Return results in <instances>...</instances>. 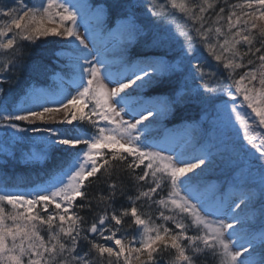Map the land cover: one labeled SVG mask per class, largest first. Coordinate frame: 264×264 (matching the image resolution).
<instances>
[{
    "label": "snow or ice",
    "instance_id": "1",
    "mask_svg": "<svg viewBox=\"0 0 264 264\" xmlns=\"http://www.w3.org/2000/svg\"><path fill=\"white\" fill-rule=\"evenodd\" d=\"M110 7L117 11L110 38L140 39L159 53L143 66H125L119 76L109 49L98 47L106 45L103 8L77 0H0V17L8 18L0 22L4 72L16 67L25 42L67 41V51L57 53L66 63L52 76L54 88H29L11 110L7 95L0 101V135L32 144L27 160L62 154L43 176L0 173V264H160L166 253L167 264H264V0H149L152 27L138 23L135 4L114 0ZM157 22L162 36L153 32ZM205 52L223 78L204 66ZM162 76H175L172 93L154 108L131 107L133 94ZM8 80L0 73V85ZM192 102L210 126L205 134L219 129L224 137L218 152L230 170L227 191L201 187L203 166L211 167L216 153L194 147L186 156L183 147L166 148L151 138L152 121L144 123ZM75 121L94 131L43 126ZM234 127L246 144H229ZM125 177L135 195L117 211L113 203L126 195ZM94 210L89 222L83 213ZM125 217L136 231L118 236Z\"/></svg>",
    "mask_w": 264,
    "mask_h": 264
},
{
    "label": "trees",
    "instance_id": "2",
    "mask_svg": "<svg viewBox=\"0 0 264 264\" xmlns=\"http://www.w3.org/2000/svg\"><path fill=\"white\" fill-rule=\"evenodd\" d=\"M88 1L94 9L103 8L105 10L106 24L103 25V30H109V28H115L117 26V11L110 7L114 3V0ZM3 2L11 3V0H3ZM123 2L132 3V1L130 2L129 0H123ZM132 4L137 5L135 11L138 17V23L148 24L149 27H152V22H155L156 18L150 17L148 7L138 0L137 3L134 2ZM7 19V17H0V22L6 21ZM93 24L98 25L97 23ZM153 32L161 36L164 34L161 25L158 22L156 23V27L153 28ZM108 38L109 37H104L106 42L109 40ZM118 42L122 41L118 40ZM66 43L67 41L60 37H49L47 40L37 41L35 45H29L25 42L21 54L14 60L16 67H10L7 72L0 69V73L9 77L8 82L0 85L4 92V95H0V101H3L5 95H7L10 101L9 110H11L12 104H19L23 101L24 93L29 88L33 86L37 88H45L49 86L52 88L55 87L52 76L56 72L61 71L66 63V59L63 56H58L57 53L67 51V49L62 48V45ZM124 44V50L117 51L113 53V55H108V59L114 63V65H112L113 70L118 73H121L125 66L129 68L136 64L143 66L144 61L154 59L159 55V53L153 52L151 49L145 47L143 41L140 39H137L132 43L126 42ZM101 45L99 46L100 48ZM205 54L207 53L205 52ZM5 59L6 57L0 54V62H3ZM204 66L207 67L206 63ZM217 72L220 74L221 78L226 74L222 68L217 69ZM222 81L224 82L223 84L230 82L227 80ZM196 82L199 83V78H197ZM145 86H147L145 89H139L132 97L133 104L131 107L138 111L147 108H154L163 99L169 96L176 87V78L175 76L171 78L168 76H162L159 78L158 82H153L152 84ZM9 89H11V92H9ZM128 92H133V90ZM85 111H87V109H85ZM200 117L201 106L198 103L192 102L173 106L171 114L167 116L166 120L161 122V124L152 122L151 138L160 143H173L185 135L192 138V144H186L184 147L186 156L194 154V147L205 148L216 153V160L212 166L209 167L210 171H208L206 175L204 174L205 176L201 177V187L210 185L220 188L223 191H227L230 180V170L225 159H222L218 152V149L223 147L224 137L219 129H216L212 135H206L205 129H208L210 126L206 122L201 121ZM17 123H19L20 126H25L23 122ZM77 124H79L78 121L73 122L72 125L52 123L43 126L56 129H72L73 134H83L85 131L91 133L94 131L89 124H83L79 128H77ZM145 124H149V122H146ZM3 131L4 129L0 128V133H3ZM17 135L22 134L17 133ZM228 135L231 137L229 144H231L232 141L246 144V142L242 140L243 132H235L230 129ZM33 147L32 144L26 141H16L0 135V173L14 176L31 172L33 175L39 173L43 176L45 172L50 170L61 158V153L54 152L52 153V158L50 160H45L43 162L29 161L26 158L33 150ZM36 147L37 149L39 148V146ZM5 149L7 151H5ZM226 155L227 154H225V156ZM117 182L119 183V181ZM123 183L128 187L126 189V195L118 196L113 203V208L117 209V211L129 207L130 201L127 197L135 195V188L132 187V181L125 177ZM102 187L104 193L107 194V187ZM142 203V201L137 202L138 206ZM108 211L111 212L112 208H109ZM83 214L87 217L89 222H91L97 215V212L94 210L93 212ZM152 214L153 216L156 215L155 206L152 208ZM124 221L125 222L121 226V232L118 233V236L124 234L125 230L129 235L134 234L136 231L135 227H129L131 218L125 217ZM257 227H259V225H257ZM167 260L168 254L166 253L165 258L161 259L160 264H167ZM206 264H213V260L208 259Z\"/></svg>",
    "mask_w": 264,
    "mask_h": 264
},
{
    "label": "rangeland",
    "instance_id": "3",
    "mask_svg": "<svg viewBox=\"0 0 264 264\" xmlns=\"http://www.w3.org/2000/svg\"><path fill=\"white\" fill-rule=\"evenodd\" d=\"M129 1H130V2L132 1V3H134V2L137 3V0H129ZM138 1H140V2L143 3V4H145V5L149 8V0H138ZM77 2H78V3H82V4H88V5H91L90 2H89L88 0H77ZM91 6H92V5H91ZM92 8H93V6H92ZM93 10H95V9L93 8ZM93 23H97V21H96L95 19L89 18V20H88L89 29H90L91 31H96L98 25L93 24ZM116 27H117V26H116ZM116 27H115V28H116ZM161 28H162V30H163V25H161ZM80 34H81V37H82V38H86V37H87V33L85 32L83 26L80 27ZM101 34H103V35H101L103 38H104V37H109V36H108V30H103ZM108 39H109V40L106 42V45H105V44H104V45L98 44V47L101 45V50H103L105 46L109 49V51H108V53H107V58L109 57L108 55H113V53H115V52H117V51L124 50V48H125V47H124V45H125L124 43L128 42L126 38H125V39H120V38H110V37H109ZM118 40H120V41H122V42H118ZM123 41H125V42H123ZM91 47H92V44L89 43V48H91ZM203 57L206 58V60H207V63H206L207 67H206V68H212L213 70L217 71V69L215 68V61H213V60L211 59V57L207 56V54H205V53H203ZM116 64H117V63H116ZM116 64H115V65H116ZM119 64H120V63H119ZM112 65H114V63H113ZM112 71H113V74H114V75L119 76L120 73H118L117 71L115 72V71L113 70V68H112ZM217 75L220 76V74H219L218 72H217ZM137 83L139 84L140 82L138 81ZM222 83H224V82L222 81ZM109 86L111 87L112 85H109ZM135 87H136V86L134 85L133 88H135ZM146 87H147V86H144V87L141 88V89H145ZM130 90H133V89L130 88V89L126 90V91L128 92V91H130ZM227 99H228L227 97H220V98H219V101L227 100ZM219 101H218V102H219ZM229 103H231V101H229ZM132 104H133V101H132V103H131V106H132ZM172 110H173V108H172L170 111L165 112V114H164L163 116L159 117V118H157V117H155V116H154V117H150V118H149V121H145L144 123L152 121V122H156V123H160V124H161V122H163L164 120H166L167 116H169V115L171 114ZM247 111L250 112V110H247ZM125 118L127 119V118H129V117L126 116ZM231 129L234 130L235 132H239V131H240V132H243L242 129H240V128H238V127H234V128H231ZM188 138H189V137L183 135V137H180L179 140H176V141L173 142V143L162 142V144H163L166 148L171 147L172 149H174V150H176V151H179L182 147H183V148L185 147V145H186L185 141H186ZM203 167L207 168V171L204 172V174L206 175L207 172L210 171V168H209L207 165H205V166H203ZM200 171H201L200 169H197V172H200ZM204 174H203V176H205ZM189 175H194V174H189ZM203 176H202V177H203Z\"/></svg>",
    "mask_w": 264,
    "mask_h": 264
}]
</instances>
